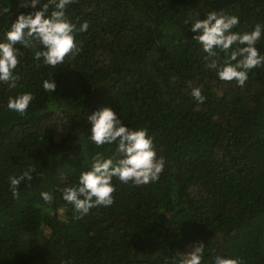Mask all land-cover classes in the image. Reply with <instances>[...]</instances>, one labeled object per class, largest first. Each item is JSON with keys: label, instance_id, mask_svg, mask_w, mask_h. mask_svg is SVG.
<instances>
[{"label": "trees", "instance_id": "obj_1", "mask_svg": "<svg viewBox=\"0 0 264 264\" xmlns=\"http://www.w3.org/2000/svg\"><path fill=\"white\" fill-rule=\"evenodd\" d=\"M23 2L0 0V42L34 11ZM213 11L237 16L234 32L264 26V0H75L67 17L77 28L89 24L75 33V58L53 68L35 60L42 46H16V87L0 82V264H174L200 242L202 264L217 255L264 264V68L240 87L206 67L225 54L209 57L191 27ZM255 46L264 55V32ZM44 80H55L54 93ZM26 92L34 99L24 115L7 108ZM104 107L125 126L147 129L166 163L147 185L114 177V203L77 218L60 189L78 184L95 153L118 158L115 144L89 139L88 116ZM29 167L33 180L21 182L15 199L9 177Z\"/></svg>", "mask_w": 264, "mask_h": 264}, {"label": "clouds", "instance_id": "obj_2", "mask_svg": "<svg viewBox=\"0 0 264 264\" xmlns=\"http://www.w3.org/2000/svg\"><path fill=\"white\" fill-rule=\"evenodd\" d=\"M74 2L75 0H48L41 5V0H30V3H22V7H31L34 11L27 15L20 14L6 33L5 41L0 42V82L16 87L15 82L19 76L14 73L20 64L18 56L21 54L17 45L25 49L42 46L43 50L35 51L34 58L53 68L63 63L67 57L75 58L79 54L81 49L76 43L75 33L87 31L89 24L85 21L77 28L69 20L66 7ZM37 5H41L38 10ZM53 6L54 10L49 15V9ZM238 24L237 16L213 11L207 14L206 19H196L191 31L197 33L192 40L209 57H216L217 49L225 54L223 63L212 59L206 67L215 69L221 81H234L243 87L251 70L264 68V55L255 46L264 32V26L257 24L253 31L241 34L233 31ZM189 86L191 87V82ZM56 88L55 80H44L43 89L46 92L54 93ZM191 95L199 104L206 100L200 87H193ZM33 99L30 92L10 97L7 108L24 115ZM88 120L92 124L89 139L97 147L115 144L118 158H105L103 153H95L91 158L90 170L80 174L78 184L60 189L62 199L71 204L79 214L77 218H83L93 208L110 207L114 203V177L124 184L147 185L159 179L166 163L163 157L157 156L147 129L133 130L125 126L112 108L104 107L88 116ZM35 171V168L29 167L19 177H9L13 198H20L19 185L25 180L31 182ZM37 175L43 177L42 173ZM40 195L46 204L52 203L51 193L43 191ZM190 247L187 254H178L179 258L174 259V264H202L205 245L200 242ZM214 264L241 262L217 255Z\"/></svg>", "mask_w": 264, "mask_h": 264}, {"label": "rangeland", "instance_id": "obj_3", "mask_svg": "<svg viewBox=\"0 0 264 264\" xmlns=\"http://www.w3.org/2000/svg\"><path fill=\"white\" fill-rule=\"evenodd\" d=\"M62 124V123H61ZM65 133V129L63 127V125H60L59 129L55 132V139L59 140Z\"/></svg>", "mask_w": 264, "mask_h": 264}]
</instances>
